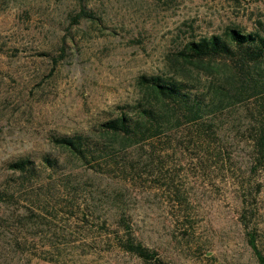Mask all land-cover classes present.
Segmentation results:
<instances>
[{"label": "rangeland", "instance_id": "obj_1", "mask_svg": "<svg viewBox=\"0 0 264 264\" xmlns=\"http://www.w3.org/2000/svg\"><path fill=\"white\" fill-rule=\"evenodd\" d=\"M79 4L94 18L70 25ZM228 26L264 36V0H0V185L15 177L6 162L59 154L49 135L90 134L135 103L140 75L183 79L209 98L222 68L179 51ZM61 47L56 64L39 55ZM212 117L205 130L192 124L128 148L135 166L125 177L64 166L63 189L0 203V264H144L109 235L122 211L168 264H258L245 233L264 255V162L250 169L264 93Z\"/></svg>", "mask_w": 264, "mask_h": 264}, {"label": "trees", "instance_id": "obj_2", "mask_svg": "<svg viewBox=\"0 0 264 264\" xmlns=\"http://www.w3.org/2000/svg\"><path fill=\"white\" fill-rule=\"evenodd\" d=\"M83 18H94V14L82 4L68 17L70 25ZM39 55L50 56L56 64L64 57L65 49L61 47L57 56L47 52ZM179 55L191 64L204 62L207 69L211 68L212 62L222 68L219 81L210 85L209 98L183 79L157 74L140 75L137 78L142 88L140 98L133 104L118 106L116 115L99 123L94 132L51 134L49 140L59 149L58 155L44 153L39 162L29 156L6 162V168L15 177H9L0 185V203L13 202L20 190L50 193L51 188L63 189L65 183L60 182L57 172L64 166L71 173L76 168L87 166L101 176L119 168L116 175L125 177L135 166V161L124 155L131 146L143 144L159 135L171 136L179 131H188L192 124L196 126L195 131L205 130L213 124L210 121L212 116L225 104L264 93V36L259 32L245 33L228 26L223 36L214 34L188 41ZM255 131L251 137V171L264 162V118ZM123 198L121 196V201ZM244 216L240 215V218ZM6 220L0 213L1 228L5 227ZM112 224L109 235L119 249L138 257L144 264H168L156 249L135 239L124 211ZM245 235L258 264H264L256 233L247 230Z\"/></svg>", "mask_w": 264, "mask_h": 264}]
</instances>
